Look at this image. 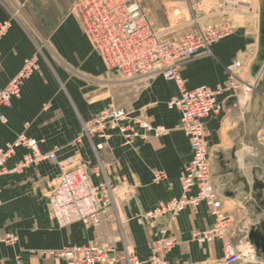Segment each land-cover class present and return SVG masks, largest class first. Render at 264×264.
<instances>
[{
	"label": "crops",
	"instance_id": "obj_1",
	"mask_svg": "<svg viewBox=\"0 0 264 264\" xmlns=\"http://www.w3.org/2000/svg\"><path fill=\"white\" fill-rule=\"evenodd\" d=\"M26 20L9 15L0 8V29L7 23L0 36V88L16 73L25 58L34 57L38 63L37 70L21 87L19 97L13 99L12 107H1L7 121L0 123V144L24 133L39 139L43 152L54 150L58 160L71 156L83 160L91 174L90 168L95 160L93 151L87 139L78 138V135L82 122L89 120L100 109L97 110V105H91L89 100L79 99L57 87L55 79L58 68L50 56L46 40L51 34L44 38L39 36L26 25ZM66 21L67 24L61 27L62 32L70 29V20ZM257 33L258 19L255 23L249 22L247 26L239 27L230 37L215 44L212 56L197 55L192 63L182 67L181 72L189 88L199 84L214 87L226 79L224 64L233 59L247 58L246 77L253 90L247 95L224 92L218 98L217 110L206 120L211 176L216 191L222 197L223 209L231 220L230 238L234 245L240 241L249 244L248 230L264 217V61L254 77L249 73L257 49ZM86 42H82L81 46L88 52ZM189 70L192 73L188 76ZM177 93L169 96L168 100ZM165 107V110L160 109L162 111L158 117L154 113L152 115L155 121H158L157 118L161 120L153 124L168 129L166 134L136 139L143 141H139L133 149L120 147L116 143L120 136L116 134L108 141L119 172L125 174L130 183L136 184L138 190L136 194L129 193L130 200L126 206L131 214H142L180 193L183 169L190 159L189 141L177 127L178 112L167 105ZM22 154L23 149H17L9 165L19 160ZM43 166L37 168L39 178L55 172L52 170L51 174H45ZM158 171H162L163 176L155 183L152 178ZM1 190L4 191V188ZM6 196L0 192L4 204L0 206L2 211L7 207ZM10 202L13 205L14 199ZM3 217L7 220L5 212L0 215V234L15 229V224H1ZM148 220L152 223L151 232L154 234L151 239L161 232L177 237L178 243L167 254L171 264H239L224 262L220 242L199 244L191 240V231L212 223V217L203 205L196 211L185 210L170 227L165 216ZM41 234L47 245L53 242L50 236L57 233L47 230ZM18 243L12 247L0 243V264H47L46 260L24 252ZM256 252L255 264H264V252ZM140 260L139 264H149L146 254Z\"/></svg>",
	"mask_w": 264,
	"mask_h": 264
},
{
	"label": "built area",
	"instance_id": "obj_2",
	"mask_svg": "<svg viewBox=\"0 0 264 264\" xmlns=\"http://www.w3.org/2000/svg\"><path fill=\"white\" fill-rule=\"evenodd\" d=\"M74 11L92 47L108 69L125 78L159 70L177 86L178 93L168 100L167 107L178 112V127L188 138L190 159L184 167L180 193L154 205L145 211L144 217L156 219L165 216L170 227L185 210L196 211L203 205L212 217V223L191 231V239L199 244L219 240L225 260H235L236 249L230 238L231 220L223 209L222 197L216 191L211 176L206 120L217 110L218 98L224 92L247 95L253 86L235 72L241 66L238 60L226 65V79L214 87L199 84L189 88L177 69L183 61L209 50L212 44L231 35V22L222 19L218 24L202 23L203 16L197 13L185 23L191 28L190 32L173 36L169 34L172 30L157 28L149 20L141 0H77ZM6 26L7 23L2 25L0 36ZM37 66L34 57L25 58L16 73L0 88V123L7 121L1 107H12L13 99L19 97L21 87ZM167 131L163 125L131 116L125 108L111 105L82 122L80 136L87 139L96 155L107 146L113 134L120 136L125 143H131L138 137H159ZM17 149H23V154L9 165ZM44 160L60 168L58 181L48 197L50 215L59 227L77 221L85 226H95L115 203V195L120 189L128 195L133 193V185L125 183V180L119 184L111 181L100 162L93 167L92 172L96 175L93 178L86 172L82 161L74 156L58 160L54 150L43 152L40 141L25 134L0 144V175L19 172ZM162 176V171H158L154 179ZM17 240L14 232L0 235V243L9 247L14 246ZM177 243L174 234L161 232L153 241L148 263L171 264L167 254ZM247 245L251 250L241 255L242 264H255L256 249L251 244ZM114 252L113 248L81 243L50 254L62 258L65 264H133L128 255Z\"/></svg>",
	"mask_w": 264,
	"mask_h": 264
},
{
	"label": "rangeland",
	"instance_id": "obj_3",
	"mask_svg": "<svg viewBox=\"0 0 264 264\" xmlns=\"http://www.w3.org/2000/svg\"><path fill=\"white\" fill-rule=\"evenodd\" d=\"M76 1L0 0V8L6 13L8 12L9 15L24 18V20L27 18V24L24 23L35 30L39 36L51 34V37H47L46 40H48L50 56L54 58L53 61L58 68L56 70V84L63 92L76 95L79 99L89 100L91 105H97V110L100 109V111L113 105L123 107L131 116L143 117L151 123L161 121L158 118V121H155L152 114L154 113L158 117L162 111L160 109H166L168 97L177 91L175 82L164 77L159 70L125 78L117 71L108 69L92 47L74 11ZM258 2L259 0H141L143 10L149 20L157 28L172 30L169 34L173 36L190 32L191 28L185 23L197 13L203 16L202 23L218 24L222 19H228L233 26V34L236 29L247 26L249 22H257ZM63 20H70L68 32L61 31V27L68 22ZM228 37L230 35L220 41ZM85 41L88 43V52L84 51L81 46L82 42ZM220 41L212 44L209 50H203L180 63L177 68L180 74L182 67L192 63L197 55L212 56V47ZM64 55H66L67 62H64ZM234 60L241 62V66L235 71L237 75L246 82L250 81L246 77L247 58H237L227 62L224 64V70L226 65ZM191 73L192 71L189 70L187 75L189 76ZM80 133L81 130L78 138L84 139L85 137L80 136ZM136 139L143 138L138 137ZM136 139L131 143H125L120 137L116 143L120 147L133 149L139 141H143H135ZM111 150L109 143L96 155L92 149L95 160L90 168L91 174L88 173L86 163L82 160L86 172L95 178L96 175L93 174L92 170L100 162L111 181L119 184L120 182L124 183L123 180H125V183H130L125 174L119 172V166L114 161ZM102 152L104 153L101 156ZM41 165H44L43 172L45 174L49 172L51 174L52 170L55 172L45 176V178H39L37 168ZM59 173L60 168L57 164L44 160L14 174L0 175V188H4V191H1L7 195V207L3 211L0 209V215L5 212L7 220L3 217L1 224H15L14 230L3 234L14 232L17 235L18 244L24 252L38 259L46 260L47 264H64L62 258L50 254V252L55 253L66 246L81 243L113 248L115 254H125L131 257L133 264H139L141 262L140 257L145 254L148 261L154 241V238L151 239L154 236L151 232L152 223L144 217L145 212L131 214L127 211L126 205L130 198L128 193H122L121 189L115 195V203L107 209L97 225L85 226L78 221L64 227L54 224L49 212L48 197L58 181ZM152 180L155 183L160 181V179H154V175ZM130 184L134 187L133 193H138L136 184ZM12 198L14 199V206L10 202ZM1 205L4 206L0 199ZM47 230L57 234L50 236V240L53 242L46 245L41 232L45 233ZM216 241L220 242L222 258L225 263L237 262L242 264L243 257L241 255L245 251L251 250L246 243L233 244L236 249V259L226 261L222 242Z\"/></svg>",
	"mask_w": 264,
	"mask_h": 264
},
{
	"label": "water",
	"instance_id": "obj_4",
	"mask_svg": "<svg viewBox=\"0 0 264 264\" xmlns=\"http://www.w3.org/2000/svg\"><path fill=\"white\" fill-rule=\"evenodd\" d=\"M264 61V0L258 2V33L257 49L249 67L251 76H255ZM249 244L258 251L264 252V217L255 225H252L247 233Z\"/></svg>",
	"mask_w": 264,
	"mask_h": 264
},
{
	"label": "bare ground",
	"instance_id": "obj_5",
	"mask_svg": "<svg viewBox=\"0 0 264 264\" xmlns=\"http://www.w3.org/2000/svg\"><path fill=\"white\" fill-rule=\"evenodd\" d=\"M243 247H244V246H243ZM249 247H250V246H249ZM244 248H245V247H244ZM243 250L245 251V249H243ZM248 251H249V250L245 251L244 254H245L246 252H248Z\"/></svg>",
	"mask_w": 264,
	"mask_h": 264
}]
</instances>
